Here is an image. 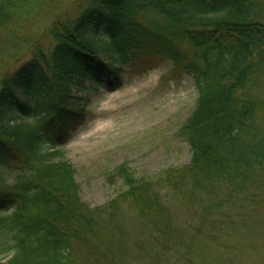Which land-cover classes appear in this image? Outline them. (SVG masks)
I'll return each instance as SVG.
<instances>
[{
    "label": "trees",
    "instance_id": "1",
    "mask_svg": "<svg viewBox=\"0 0 264 264\" xmlns=\"http://www.w3.org/2000/svg\"><path fill=\"white\" fill-rule=\"evenodd\" d=\"M80 1L48 10L40 33L29 36L15 25L27 0H0V62L11 61L0 67V264H116L104 229L118 226L117 205L82 201L65 144L85 114L86 95L117 85L125 66L150 57L193 79L196 103L179 129L191 156L169 177L187 182L190 200L204 207L187 241L162 219L161 244L186 249V264L202 257L206 241L231 246L244 211L264 204V4ZM12 172L23 175L7 186ZM118 172L128 185L121 201H145L141 190L150 181ZM76 247L85 259L74 257ZM229 260L212 262L237 264Z\"/></svg>",
    "mask_w": 264,
    "mask_h": 264
},
{
    "label": "rangeland",
    "instance_id": "2",
    "mask_svg": "<svg viewBox=\"0 0 264 264\" xmlns=\"http://www.w3.org/2000/svg\"><path fill=\"white\" fill-rule=\"evenodd\" d=\"M259 1L264 4V0ZM80 3L27 0L24 15L15 25L29 36L38 35L47 23L48 17L41 18L50 14L48 10L74 9ZM46 41V37L42 39ZM9 60L5 57L0 67L10 65ZM171 69L170 60L158 57L125 66L117 85L102 86L86 95L85 114L69 129L65 157L75 168L82 201L90 207L111 201L117 205L118 226L104 229L116 251V264H186V249H173L171 244L167 250L163 248L162 225L158 223L164 219L168 224L164 229L187 241L204 208L188 197L187 182L174 185L169 177L190 160L189 146L179 129L197 98L192 77L171 75ZM120 167L136 182L150 181L141 190L145 201L134 197L121 201L118 195L128 185L118 172ZM244 212L249 214L241 223L243 227L228 239L231 246L224 249L206 241L195 264L229 259L237 264H264V204ZM73 253L77 260L86 258L78 247Z\"/></svg>",
    "mask_w": 264,
    "mask_h": 264
},
{
    "label": "clouds",
    "instance_id": "3",
    "mask_svg": "<svg viewBox=\"0 0 264 264\" xmlns=\"http://www.w3.org/2000/svg\"><path fill=\"white\" fill-rule=\"evenodd\" d=\"M25 119H27L28 122H30V123L33 122V118H31V117H27ZM21 175H23V173H21V172H12L11 174H6L4 176V183L7 186H14L18 182L17 178ZM2 264H7V258L2 261Z\"/></svg>",
    "mask_w": 264,
    "mask_h": 264
}]
</instances>
